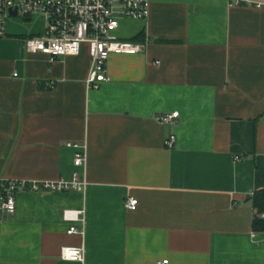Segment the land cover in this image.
Instances as JSON below:
<instances>
[{
	"label": "crops",
	"instance_id": "crops-1",
	"mask_svg": "<svg viewBox=\"0 0 264 264\" xmlns=\"http://www.w3.org/2000/svg\"><path fill=\"white\" fill-rule=\"evenodd\" d=\"M241 1L150 0L147 20L116 31L145 48L112 55L96 90L85 47L54 61L26 52L43 18L0 38V189L74 172L87 182L18 191L0 218V264H264L250 201L264 187V0ZM68 144L85 146L83 169ZM64 247L83 261L60 259Z\"/></svg>",
	"mask_w": 264,
	"mask_h": 264
},
{
	"label": "built area",
	"instance_id": "built-area-1",
	"mask_svg": "<svg viewBox=\"0 0 264 264\" xmlns=\"http://www.w3.org/2000/svg\"><path fill=\"white\" fill-rule=\"evenodd\" d=\"M240 5L241 0H231ZM150 0H0V38L6 36V25L9 20L21 19L30 21L34 17L45 20V29L36 36L25 40V49L29 54L47 56L50 61L59 58L77 57L83 48L87 49L90 59V71L86 84L90 89H98L101 84L109 82L107 63L112 55L133 56L140 53L145 45L130 40L120 39L116 35L120 21H145L150 15ZM259 7V5L257 6ZM12 14L14 16H12ZM159 65V62H155ZM178 113L162 114L156 119L161 124H173ZM175 136L171 134L164 146L172 149ZM75 150L73 165L83 169L86 164L85 146L68 144ZM0 195V210L8 216L15 213V195L18 191L28 192H79L87 187L85 179H80L74 172L70 180L58 179L42 183L26 181H6ZM137 200L128 198L125 208L134 211ZM63 220L70 223H83L79 213L64 211ZM75 226H70L67 234H81ZM60 259L71 262H82V247H64ZM155 264H169L162 260Z\"/></svg>",
	"mask_w": 264,
	"mask_h": 264
},
{
	"label": "trees",
	"instance_id": "trees-1",
	"mask_svg": "<svg viewBox=\"0 0 264 264\" xmlns=\"http://www.w3.org/2000/svg\"><path fill=\"white\" fill-rule=\"evenodd\" d=\"M4 185L3 183L0 189L2 193L4 191ZM250 201L255 212L252 220V231L258 234H264V187L254 192L250 197Z\"/></svg>",
	"mask_w": 264,
	"mask_h": 264
},
{
	"label": "rangeland",
	"instance_id": "rangeland-1",
	"mask_svg": "<svg viewBox=\"0 0 264 264\" xmlns=\"http://www.w3.org/2000/svg\"><path fill=\"white\" fill-rule=\"evenodd\" d=\"M38 17H34L32 19L33 23H37L38 22ZM25 22L22 21L21 19H13V20H9L7 22V25H6V29H7V32L9 31H13L12 27H15L14 29L15 30H18V29H24L22 28L24 26ZM21 27V28H20Z\"/></svg>",
	"mask_w": 264,
	"mask_h": 264
},
{
	"label": "water",
	"instance_id": "water-1",
	"mask_svg": "<svg viewBox=\"0 0 264 264\" xmlns=\"http://www.w3.org/2000/svg\"><path fill=\"white\" fill-rule=\"evenodd\" d=\"M12 16H14L13 14H12ZM2 217V211L0 210V218Z\"/></svg>",
	"mask_w": 264,
	"mask_h": 264
}]
</instances>
